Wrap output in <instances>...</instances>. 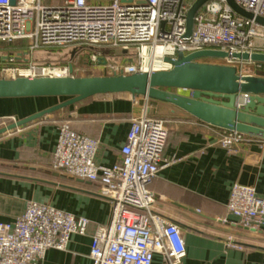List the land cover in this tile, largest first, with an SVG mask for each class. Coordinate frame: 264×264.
<instances>
[{
  "label": "built area",
  "instance_id": "obj_1",
  "mask_svg": "<svg viewBox=\"0 0 264 264\" xmlns=\"http://www.w3.org/2000/svg\"><path fill=\"white\" fill-rule=\"evenodd\" d=\"M194 1L0 0V43L28 45L18 55L0 50V60L10 56L0 63V77L65 75L33 66L30 61L9 65L48 47L90 48L96 61L104 56L94 47L120 50V61L104 57L105 75L168 70L172 64L166 58L175 59L178 52L186 55L203 49L220 50L228 56L213 63L237 68L246 62L233 58L234 53H264V46H256V40L264 38V27L233 13L224 0L206 2L194 17L192 33L186 36V16ZM234 1L264 17V0ZM166 137L164 121L149 116L144 105L131 121L120 160L105 166L95 160L98 140L74 131L67 122L59 125L53 168L97 182L98 193L111 200L109 221L97 224L92 232L89 257L93 264H152L155 253L170 264H179L185 256L182 230L153 212L155 199L148 188L164 166ZM251 139L222 130L217 143L231 151ZM227 210L242 226L264 229V197L253 186L234 184ZM91 226L86 217L28 202L21 215L11 222H0V264H39L48 249H66L72 234L85 235Z\"/></svg>",
  "mask_w": 264,
  "mask_h": 264
},
{
  "label": "crops",
  "instance_id": "obj_2",
  "mask_svg": "<svg viewBox=\"0 0 264 264\" xmlns=\"http://www.w3.org/2000/svg\"><path fill=\"white\" fill-rule=\"evenodd\" d=\"M104 65L90 62L88 68L105 75ZM63 100L0 99V127ZM144 105L167 128L164 166L148 188L155 199L153 212L182 230L186 253L179 264H264V229L242 226L227 210L234 184L253 186L264 197V139L251 136L227 151L217 143L221 129L170 104L128 94L91 97L1 134L0 222L21 215L28 202L86 217L92 223L89 231L72 234L64 250L48 249L39 264H93L92 232L109 221L111 200L98 193L97 182L53 168L59 125L67 122L74 131L98 140L95 160L111 166L120 160L131 121ZM152 264L170 262L155 253Z\"/></svg>",
  "mask_w": 264,
  "mask_h": 264
},
{
  "label": "water",
  "instance_id": "obj_3",
  "mask_svg": "<svg viewBox=\"0 0 264 264\" xmlns=\"http://www.w3.org/2000/svg\"><path fill=\"white\" fill-rule=\"evenodd\" d=\"M14 2V0H11ZM209 0H195L186 16V36L192 33L194 17ZM231 11L264 27V17L254 15L234 0H224ZM228 54L203 49L178 52L166 58L172 68L153 72L112 75L0 77V99L64 98L63 101L0 127V135L59 109L95 96L128 94L170 104L210 126L264 139V53H234L246 62L241 68L203 61ZM10 56H2V60ZM98 63L105 64L103 57Z\"/></svg>",
  "mask_w": 264,
  "mask_h": 264
},
{
  "label": "rangeland",
  "instance_id": "obj_4",
  "mask_svg": "<svg viewBox=\"0 0 264 264\" xmlns=\"http://www.w3.org/2000/svg\"><path fill=\"white\" fill-rule=\"evenodd\" d=\"M185 2L190 4L192 0H185ZM261 31V33L264 34V30ZM256 46L262 48L264 46V38H258L256 40ZM94 50L101 53V55L104 56L106 59L120 61L119 55L121 53L118 49L109 48L106 46H98L94 47ZM90 54L91 52L89 50H82L79 47H48L40 48L30 52L28 58L30 59V62L33 66L39 68L45 67L51 71L54 70L60 73L63 72L65 75H69V65L72 64V75L91 76L95 71L89 69L88 66L90 62H93V64L94 62L96 63V60H94ZM207 60L211 62L221 61V59L219 58H206V61Z\"/></svg>",
  "mask_w": 264,
  "mask_h": 264
},
{
  "label": "trees",
  "instance_id": "obj_5",
  "mask_svg": "<svg viewBox=\"0 0 264 264\" xmlns=\"http://www.w3.org/2000/svg\"><path fill=\"white\" fill-rule=\"evenodd\" d=\"M27 49H28V45L26 42L12 43V44L0 43V50H2L6 54H14V55H18L20 53L23 54V52L26 51ZM81 49L89 50L90 48L88 49L83 47ZM120 55H122V53ZM25 58L26 60L19 58L13 62H10L9 65H26V63L29 62L30 59L28 58V56H25Z\"/></svg>",
  "mask_w": 264,
  "mask_h": 264
},
{
  "label": "bare ground",
  "instance_id": "obj_6",
  "mask_svg": "<svg viewBox=\"0 0 264 264\" xmlns=\"http://www.w3.org/2000/svg\"><path fill=\"white\" fill-rule=\"evenodd\" d=\"M59 71V70H58ZM56 72V71H55Z\"/></svg>",
  "mask_w": 264,
  "mask_h": 264
}]
</instances>
